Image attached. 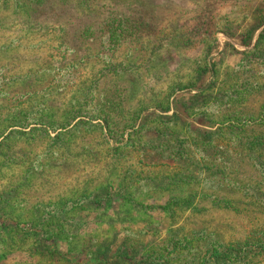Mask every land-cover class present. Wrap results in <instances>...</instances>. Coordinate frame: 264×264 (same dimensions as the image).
Listing matches in <instances>:
<instances>
[{
    "label": "rangeland",
    "instance_id": "1",
    "mask_svg": "<svg viewBox=\"0 0 264 264\" xmlns=\"http://www.w3.org/2000/svg\"><path fill=\"white\" fill-rule=\"evenodd\" d=\"M22 1L0 3V264H199L264 233V57L238 43L264 0Z\"/></svg>",
    "mask_w": 264,
    "mask_h": 264
},
{
    "label": "trees",
    "instance_id": "2",
    "mask_svg": "<svg viewBox=\"0 0 264 264\" xmlns=\"http://www.w3.org/2000/svg\"><path fill=\"white\" fill-rule=\"evenodd\" d=\"M10 0H0L1 4H5ZM30 2L31 6L35 7L38 13L43 15L46 10L53 11L55 4L63 0H23L22 3ZM257 34V35H256ZM256 35V37H255ZM255 37V38H254ZM254 43L252 45V42ZM239 46L249 49L250 56L264 57V18L253 26L246 35L238 40ZM252 46V47H251ZM251 53V54H250ZM248 57V56H247ZM252 145L259 148H264L263 139H255ZM257 170L264 177V161L257 159L255 163ZM53 214H57L53 208ZM48 212V211H47ZM51 214V213H50ZM204 233H192V236L202 239ZM210 239V237L206 238ZM192 243V238L175 239V243H172L171 251L169 254H176L181 249H189ZM209 255V256H207ZM256 258H264V233L254 236L252 238L245 239L241 242H234L224 245L218 241H215L210 249L203 257L200 258L199 264H251ZM150 261L147 259V262Z\"/></svg>",
    "mask_w": 264,
    "mask_h": 264
}]
</instances>
